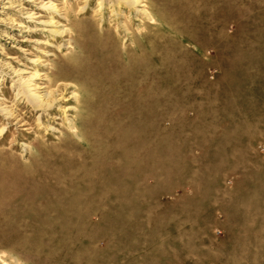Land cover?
I'll return each mask as SVG.
<instances>
[{
	"label": "rangeland",
	"instance_id": "374dc122",
	"mask_svg": "<svg viewBox=\"0 0 264 264\" xmlns=\"http://www.w3.org/2000/svg\"><path fill=\"white\" fill-rule=\"evenodd\" d=\"M97 2L0 0L2 264H264V0Z\"/></svg>",
	"mask_w": 264,
	"mask_h": 264
},
{
	"label": "bare ground",
	"instance_id": "6f19581e",
	"mask_svg": "<svg viewBox=\"0 0 264 264\" xmlns=\"http://www.w3.org/2000/svg\"><path fill=\"white\" fill-rule=\"evenodd\" d=\"M97 3H98V11L99 12H102L104 10L105 6L109 5L110 8H113L112 11L115 14V16H118V15H116V14H118L117 13V9H119L121 6H126L128 8L134 9L139 14H142V15H144L146 17H150V15L148 14L147 10L144 8L145 5L142 4V0H98ZM86 5L87 4H85L82 7V9H84L86 7ZM19 7L21 9H26V8H24L25 7L24 4H20ZM45 8L46 9L47 8L54 9L55 7L53 5H48V6H45ZM28 12H29V15H28L29 17H34V15H35V17L38 16L37 14L32 15L29 10H28ZM22 18H24V20L28 19V18H25L23 16H22ZM42 24L45 27L44 29H47L46 31L48 33H50V35L53 38H60L61 41H64L65 37L67 36L68 29L56 25L54 20H51L49 22H43ZM32 29H33V27H32ZM122 29L124 31H127V28H126L125 24L124 25L122 24ZM37 77H38V74H34L32 78L35 79ZM14 84H15V86L17 88V95H20L21 97L23 96L24 99L33 108H35L37 110H44V109L51 108V107L55 106L61 100V98L56 96V94L54 95V93L52 91H50V90L46 91L43 95H41L40 93L34 91L35 88L33 86H35V84H34V82H32V80L31 81H25L23 79V77H20V78H18V80ZM70 108L71 107H68L67 110L70 109ZM0 111L3 112V113H6L8 111V109L0 107ZM3 128H2V130L0 132L3 131ZM70 128H74V127L72 126ZM2 263L3 262L0 259V264H2Z\"/></svg>",
	"mask_w": 264,
	"mask_h": 264
}]
</instances>
